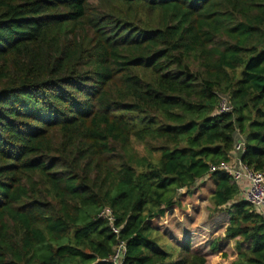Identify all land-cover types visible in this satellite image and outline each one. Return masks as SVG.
<instances>
[{
	"label": "trees",
	"instance_id": "16d2710c",
	"mask_svg": "<svg viewBox=\"0 0 264 264\" xmlns=\"http://www.w3.org/2000/svg\"><path fill=\"white\" fill-rule=\"evenodd\" d=\"M236 132L264 173V0H0V264H112L103 207L120 264H206L152 223L205 181L230 264H264V218L210 172Z\"/></svg>",
	"mask_w": 264,
	"mask_h": 264
},
{
	"label": "rangeland",
	"instance_id": "374dc122",
	"mask_svg": "<svg viewBox=\"0 0 264 264\" xmlns=\"http://www.w3.org/2000/svg\"><path fill=\"white\" fill-rule=\"evenodd\" d=\"M207 183L209 184L208 181L204 182L203 188L209 186ZM194 192L190 197H183L181 209H176V211L172 209L164 220L154 221L155 228L166 236L165 239L157 237L156 240L174 257L178 253L179 245L188 236L194 252H206L209 255L206 264H230V257L233 255L231 249H234L233 243L226 242L225 237L222 236L227 211L225 208L214 211L210 207L207 200L210 190L200 191L198 195ZM212 248H216L215 251Z\"/></svg>",
	"mask_w": 264,
	"mask_h": 264
},
{
	"label": "built area",
	"instance_id": "2783aa9c",
	"mask_svg": "<svg viewBox=\"0 0 264 264\" xmlns=\"http://www.w3.org/2000/svg\"><path fill=\"white\" fill-rule=\"evenodd\" d=\"M232 106L227 96L219 95V102L216 114L231 113ZM245 152L244 138L236 132L229 161L218 166H211L210 172L223 171L231 178V182L238 186L242 191V183H247V189L243 190L245 201L248 202L256 212L264 218V173L253 170L242 162ZM98 217L107 221L113 234L116 236L117 243L113 248L109 260L112 264H120L124 254V241L119 239L120 228L115 226V216L110 207H103Z\"/></svg>",
	"mask_w": 264,
	"mask_h": 264
},
{
	"label": "crops",
	"instance_id": "0c3cea01",
	"mask_svg": "<svg viewBox=\"0 0 264 264\" xmlns=\"http://www.w3.org/2000/svg\"><path fill=\"white\" fill-rule=\"evenodd\" d=\"M208 184V183H207ZM209 186H210V183L208 184ZM242 191L240 190V195H239V199H241V200H244L245 201V196H244V193H243V190H245V189H247V183L246 182H243L242 183ZM209 186H204V188L202 187V188H197L196 189V192H194L195 193V195H198V193L200 192V191H204L205 189H208V190H211V187L209 188ZM238 187V186H237ZM208 199V198H207ZM174 211H176V209H174ZM169 212H171V210L169 211ZM167 216H165V217H160V218H157L158 220H156V221H159V220H164V218H166ZM155 221V220H154ZM154 221L152 222L153 223V226H154V228H155V224H154ZM227 223H228V216H227V213H226V221H225V223H224V225H223V234H222V236L224 237V232H225V228H226V226H227ZM157 227V226H156ZM156 229V228H155ZM158 231H159V229H157ZM160 232V231H159ZM160 234L164 237V239L166 238V236H165V234H163V232L161 233L160 232ZM188 237V236H187ZM170 241H172V239H170ZM225 241L226 242H229V243H233L232 241H230V240H226L225 239ZM174 243V242H173ZM176 244V243H175ZM233 245V244H232ZM212 246V245H211ZM234 247V246H233ZM232 250V252H233V255L230 257V260H232L233 258H234V256H235V254H236V252H235V249H231ZM231 252V253H232ZM196 253H198V254H201V255H205V256H207V259L209 258V255L208 254H206V252H197L196 251ZM220 255H221V253H219ZM217 258V257H216ZM212 259V258H211ZM211 262V261H210Z\"/></svg>",
	"mask_w": 264,
	"mask_h": 264
}]
</instances>
